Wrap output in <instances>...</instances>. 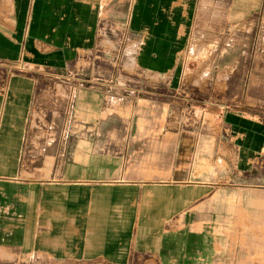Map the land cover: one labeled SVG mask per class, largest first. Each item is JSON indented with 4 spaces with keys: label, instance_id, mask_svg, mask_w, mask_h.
Returning <instances> with one entry per match:
<instances>
[{
    "label": "crops",
    "instance_id": "obj_1",
    "mask_svg": "<svg viewBox=\"0 0 264 264\" xmlns=\"http://www.w3.org/2000/svg\"><path fill=\"white\" fill-rule=\"evenodd\" d=\"M202 1L0 0V262L264 264V117L232 109L179 128L156 96L182 87L196 27L264 12V0H211L209 13ZM104 28L136 74L131 111L87 86L70 121L39 107L54 83L39 73L107 55Z\"/></svg>",
    "mask_w": 264,
    "mask_h": 264
},
{
    "label": "rangeland",
    "instance_id": "obj_2",
    "mask_svg": "<svg viewBox=\"0 0 264 264\" xmlns=\"http://www.w3.org/2000/svg\"><path fill=\"white\" fill-rule=\"evenodd\" d=\"M211 0H203L202 10L209 13L207 5ZM212 16L218 14L211 9ZM224 16V13L221 14ZM258 22L252 24L247 21L233 25L222 26L221 32L213 33L206 26V32L196 27L192 33L188 48L181 58V72L183 85L178 91H169L159 88L156 95L167 111L164 123L181 127L208 126L214 118H220L226 110L240 109L247 114L264 117V12ZM209 32H208V31ZM101 40L106 45L107 55L95 51L84 57L88 65L85 69L75 72L71 78L75 83L79 80L109 77L117 73V67L110 51L112 44L111 32L104 28L101 30ZM117 40H115L116 42ZM111 48V47H110ZM127 67L131 66L128 58ZM125 78H135L132 69L123 70ZM9 71L0 69L1 77L5 78ZM41 76L55 79L53 76L40 72ZM138 77V76H137ZM44 89V88H43ZM54 89V88H52ZM63 87L47 93L49 99L44 100L39 107L49 113L54 110L63 111L65 102L54 98L60 97ZM52 96V97H51ZM134 104V103H133ZM133 104L125 106L131 111ZM34 116H39L36 109ZM37 120V119H36ZM33 120L32 126L37 129L42 123ZM183 123V124H182ZM164 124V125H165ZM49 126V124H48ZM0 264H108L106 262H79L70 260H54L47 257L34 256L32 258L17 259ZM130 264H144L143 260H136Z\"/></svg>",
    "mask_w": 264,
    "mask_h": 264
},
{
    "label": "built area",
    "instance_id": "obj_3",
    "mask_svg": "<svg viewBox=\"0 0 264 264\" xmlns=\"http://www.w3.org/2000/svg\"><path fill=\"white\" fill-rule=\"evenodd\" d=\"M120 53V52H119ZM119 53L117 52L112 56L115 63L112 64L113 68L117 67V73L109 75V77H98V78H91L86 79L84 81H80L79 83H75L74 80L71 78V75L75 72V70H67L64 72H54L49 73L45 72L55 79L54 83L51 87L44 88L47 93L50 91H54L58 89L60 85L63 87L62 92L60 93V97L54 98V101L57 102L63 100L65 102V109L63 110L64 116L66 117V121L72 118L73 108H74V101H75V94L78 87H91V88H99L105 89L109 93V100L118 103L122 102L124 105L126 104H133L135 102V94L138 93V87L135 86L133 83L134 81L130 78H125L124 75L121 73V65L119 64ZM54 88V89H52ZM70 121V120H68ZM65 126H67L65 124Z\"/></svg>",
    "mask_w": 264,
    "mask_h": 264
}]
</instances>
